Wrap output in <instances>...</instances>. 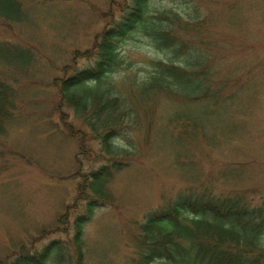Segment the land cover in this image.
Instances as JSON below:
<instances>
[{
	"label": "rangeland",
	"instance_id": "374dc122",
	"mask_svg": "<svg viewBox=\"0 0 264 264\" xmlns=\"http://www.w3.org/2000/svg\"><path fill=\"white\" fill-rule=\"evenodd\" d=\"M117 1L33 3L32 11L45 14L38 16L39 26L36 23L34 29L38 28V34L31 39L37 45L41 75L47 65L50 69L55 65L51 72L57 74L59 64L70 58V49L89 45L105 22L109 4ZM154 1L160 9L176 12L182 21L205 23L201 31L182 28L180 22L172 27L185 39L195 40V48L203 49L206 60L194 61L204 66L211 79L205 84L226 94L219 102L204 99L192 105L161 92L154 109L146 102L132 108L133 123H141V129L125 126L119 130L124 136H118L119 147L131 151L129 164L107 183L105 206L98 207L84 225L85 264H134L130 236L135 234L136 223L186 188L206 187L215 194L246 190L254 201H264V0ZM63 16L65 20L56 29L54 22ZM58 43L65 46L60 50ZM41 53L45 56H39ZM169 56L168 51L157 50L142 32L132 33L121 45L122 63L109 78L115 83V92L132 102L136 83L152 74L156 61H167ZM32 66V72L24 75L36 73L37 66ZM180 91L186 95L193 92L189 86ZM48 92H43L44 96ZM33 98L29 102L39 101ZM37 109L39 113L44 106ZM174 115L180 116L185 127L168 124ZM193 118L201 123H193ZM22 121V125L18 122L7 128L0 138V257L18 241L35 237L41 227L52 224L77 187V180L62 178L68 167H75V143L58 131L53 132L60 134L57 137L43 134L42 130L51 128H42L39 123L46 122L35 123L34 116H24ZM54 125L59 127L62 122ZM55 235L59 233L47 237Z\"/></svg>",
	"mask_w": 264,
	"mask_h": 264
},
{
	"label": "trees",
	"instance_id": "16d2710c",
	"mask_svg": "<svg viewBox=\"0 0 264 264\" xmlns=\"http://www.w3.org/2000/svg\"><path fill=\"white\" fill-rule=\"evenodd\" d=\"M52 1L0 0V138L11 125L24 123L20 122L24 116L27 119L34 116L35 123L46 122L39 123L42 128L44 125L51 128L48 133L42 130L43 134L57 137L60 132L61 137L76 145L72 157L75 167H68L62 178L77 180V187L71 202L65 204L53 223L41 227L35 237L8 248L0 257V264H85L84 225L98 207L105 206L107 183L129 164L127 156L131 151L119 147L118 136L124 137L119 130L125 126L130 130L141 129V123H133L132 108L137 109L145 102L153 106L161 92L192 105L204 99L219 102L226 94L206 85L209 84L206 80L211 79L202 69L204 66L195 63L206 60L203 49L195 48V40L190 37L185 39L173 32L176 22L191 31H201L205 23L182 21L176 12L160 9L153 0H118L109 4L104 13L105 22L94 33L92 42L83 49H70V58L59 64L57 74L51 72L55 65L51 69L44 65L47 70L41 75L37 45L31 39L38 34V28L34 31L36 23L39 26L38 16L45 14L32 11L31 6L33 3L52 5ZM62 20L64 16L54 22L56 29ZM70 30L71 27L66 32ZM136 31L170 56L167 61L155 62L152 74L136 83V99L128 102V98L115 92V83L109 78L122 63L121 45ZM189 36L194 35L189 33ZM56 45L60 50L65 46ZM48 59L52 66L53 59L51 56ZM32 64L37 66L36 73L24 75L32 72ZM183 81L185 84H181ZM188 86L192 94L180 91ZM45 91H49L47 96ZM32 97L39 101L30 103ZM38 106H44L39 113ZM174 116L168 124L175 122V128L185 127L180 116ZM191 120L194 123L199 118ZM60 121L62 125L56 127L54 124ZM253 198L246 190L215 194L206 187L201 190L190 187L179 191L136 223L135 234L130 236L136 256L131 261L134 264H264V201ZM54 233L65 237H47Z\"/></svg>",
	"mask_w": 264,
	"mask_h": 264
}]
</instances>
